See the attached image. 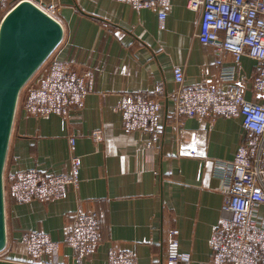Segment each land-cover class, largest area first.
<instances>
[{
    "label": "crops",
    "instance_id": "crops-1",
    "mask_svg": "<svg viewBox=\"0 0 264 264\" xmlns=\"http://www.w3.org/2000/svg\"><path fill=\"white\" fill-rule=\"evenodd\" d=\"M33 1L43 7L55 4V18L64 28L62 42L48 59L56 57L79 75H90L93 83L82 105L66 117L33 115L20 97L5 172L67 173L74 136L82 158L80 184L46 202L18 204L7 196L8 243L0 264H42L28 255L23 243L28 231L45 232L60 243L54 264H75L64 240L80 209L97 213L102 221L103 240L84 264H108L112 247L133 251L137 264H165L173 229L180 251L191 254L188 263L179 264H212L210 239L226 193L214 162L234 159L246 134L240 116L178 115L166 97L177 87V66L184 70L186 85L228 86L219 79L215 45L198 38L201 13L189 9L188 0H171L164 20L156 10L118 0ZM3 17L0 12V23ZM223 61L237 64L230 53ZM258 68L248 56L237 64V81L252 101L260 100L253 89ZM160 84L165 89L159 96L161 132L126 131L116 108L123 95L154 94ZM95 131H101V141L93 138ZM180 138L197 145L201 156L181 155Z\"/></svg>",
    "mask_w": 264,
    "mask_h": 264
},
{
    "label": "built area",
    "instance_id": "built-area-1",
    "mask_svg": "<svg viewBox=\"0 0 264 264\" xmlns=\"http://www.w3.org/2000/svg\"><path fill=\"white\" fill-rule=\"evenodd\" d=\"M20 0H0L4 15ZM135 9H152L164 20L171 0H118ZM39 5V4H38ZM55 17L56 5H39ZM189 9L201 13L198 38L216 47V64L220 67V85H186L182 67L174 68L177 87L166 94L173 100L175 112L186 117H242L245 141L232 160H216L214 174L221 178L226 193L220 219L211 239L212 264H264V0H188ZM233 55L238 64L245 56L259 64L253 89L259 101L248 100L237 81V64L225 65L223 56ZM48 61L45 68L43 65ZM22 89L25 109L33 115L58 114L66 117L74 106H81L92 88V77L68 69L56 57L48 59ZM88 78V79H86ZM165 92L162 84L154 94L134 92L123 95L117 105L126 131L150 132L157 136L161 104L159 96ZM93 138L102 140L101 131ZM72 153L70 170L63 174H48L37 168L4 173L5 195L16 203L51 201L63 198L80 184L82 158L75 152L76 137L70 136ZM187 139H179V153L200 157L198 146ZM102 221L95 212L78 210L67 230L64 242L72 249L75 264H84L102 242ZM28 255L42 264L57 262L60 247L47 233L28 231L23 235ZM50 255L51 263L43 261ZM190 253L180 251L178 231H171L165 264L188 263ZM108 264H137L131 250L112 247Z\"/></svg>",
    "mask_w": 264,
    "mask_h": 264
},
{
    "label": "water",
    "instance_id": "water-1",
    "mask_svg": "<svg viewBox=\"0 0 264 264\" xmlns=\"http://www.w3.org/2000/svg\"><path fill=\"white\" fill-rule=\"evenodd\" d=\"M63 37L62 24L33 0H20L0 23V252L8 243L4 173L20 94Z\"/></svg>",
    "mask_w": 264,
    "mask_h": 264
},
{
    "label": "rangeland",
    "instance_id": "rangeland-1",
    "mask_svg": "<svg viewBox=\"0 0 264 264\" xmlns=\"http://www.w3.org/2000/svg\"><path fill=\"white\" fill-rule=\"evenodd\" d=\"M4 253V252H3ZM2 255H4V254H2V252L0 253V257L2 256Z\"/></svg>",
    "mask_w": 264,
    "mask_h": 264
}]
</instances>
